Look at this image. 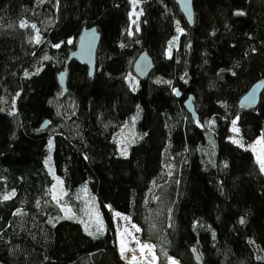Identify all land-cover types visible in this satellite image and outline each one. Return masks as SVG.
<instances>
[{
	"label": "trees",
	"instance_id": "trees-1",
	"mask_svg": "<svg viewBox=\"0 0 264 264\" xmlns=\"http://www.w3.org/2000/svg\"><path fill=\"white\" fill-rule=\"evenodd\" d=\"M192 9L187 27L173 0H0V264H125L113 212L154 264H264V175L229 129L264 147V88L255 108L237 105L264 81V0ZM89 26L100 35L91 77L65 63ZM141 51L153 68L137 80ZM189 94L196 120L182 106ZM135 111L123 156L115 135ZM81 188L99 228L70 197Z\"/></svg>",
	"mask_w": 264,
	"mask_h": 264
},
{
	"label": "water",
	"instance_id": "water-1",
	"mask_svg": "<svg viewBox=\"0 0 264 264\" xmlns=\"http://www.w3.org/2000/svg\"><path fill=\"white\" fill-rule=\"evenodd\" d=\"M181 15L183 22L187 27L193 24L192 0H173ZM100 41V35L95 26L82 27L77 36L74 48L67 55L66 65L75 62L87 70V75L91 77L95 68V53ZM189 45H187L188 47ZM153 68L152 59L146 51H141L132 63V73L137 80H144L151 73ZM58 86L62 90V95L66 93L64 70H61L57 76ZM264 88V81L258 80L253 83L248 90L238 99L237 105L243 110L253 109L258 104L259 96ZM176 98H180V92L177 89L172 91ZM193 98L189 94L182 101V106L191 120L197 119V113L194 110ZM48 121L44 120L39 125V130L47 127ZM193 260L199 263V257L196 252L192 251Z\"/></svg>",
	"mask_w": 264,
	"mask_h": 264
},
{
	"label": "rangeland",
	"instance_id": "rangeland-1",
	"mask_svg": "<svg viewBox=\"0 0 264 264\" xmlns=\"http://www.w3.org/2000/svg\"><path fill=\"white\" fill-rule=\"evenodd\" d=\"M132 15H136L135 8L132 6L131 8ZM138 119V111L132 113L126 124L120 127L115 135V142L118 146V150L121 155L126 154L125 147L127 144H130L134 139V129L133 125L135 121ZM230 139L235 144L239 145L240 147L249 150L255 162L258 165L260 172L264 175V171H261V162H264V147L261 141V136H257L252 140H244L238 133L235 125L233 123L230 125ZM129 142V143H128ZM124 151V152H123ZM60 182L57 181V186L54 185V192L56 198H63V193L59 189ZM56 186V187H55ZM71 199L78 200L81 207V214L85 218V224L87 226L93 227V229L99 228V220L97 219L96 212L93 209L92 205V197L87 193L84 188L79 189L78 191L70 194ZM63 212L65 215L73 216L72 212L68 205L63 207ZM114 222V230H115V243L116 249L120 255H123L128 250L132 248V245L129 244V239L136 238L134 236V232L137 230L136 226L133 225L128 218L120 213L113 212L112 214ZM125 259V255H123ZM169 262V261H168ZM139 263L138 261L132 262V264ZM144 263V262H142ZM148 264H154V262H147ZM126 264V263H125ZM168 264V263H167Z\"/></svg>",
	"mask_w": 264,
	"mask_h": 264
},
{
	"label": "built area",
	"instance_id": "built-area-1",
	"mask_svg": "<svg viewBox=\"0 0 264 264\" xmlns=\"http://www.w3.org/2000/svg\"><path fill=\"white\" fill-rule=\"evenodd\" d=\"M183 29L176 25L175 27V35L173 36L171 42L176 44V39L181 35ZM129 244L132 245V248L128 250L125 254V257L131 255L132 253L135 254V258L125 259L123 255H119V258L126 264H132V262L138 261L139 263L142 262H154L155 256L150 245L143 244L140 242L138 238H131L129 239ZM147 246V247H146Z\"/></svg>",
	"mask_w": 264,
	"mask_h": 264
},
{
	"label": "snow or ice",
	"instance_id": "snow-or-ice-1",
	"mask_svg": "<svg viewBox=\"0 0 264 264\" xmlns=\"http://www.w3.org/2000/svg\"><path fill=\"white\" fill-rule=\"evenodd\" d=\"M133 2L135 3V0H133ZM237 15H243V13H237ZM27 25L26 24H24L23 22L21 23V25H20V27H26ZM33 27H35V26H33ZM138 30V29H137ZM58 46V45H57ZM45 59H47V57H45ZM26 75H27V73H26ZM233 125H235V121H233ZM261 171H264V162H261ZM12 195H14V193L12 194ZM10 198V196H4L3 197V199H5V200H7V199H9ZM244 221L243 220H241V223H243ZM147 247V246H146Z\"/></svg>",
	"mask_w": 264,
	"mask_h": 264
},
{
	"label": "bare ground",
	"instance_id": "bare-ground-1",
	"mask_svg": "<svg viewBox=\"0 0 264 264\" xmlns=\"http://www.w3.org/2000/svg\"><path fill=\"white\" fill-rule=\"evenodd\" d=\"M129 258H135V254L132 253L131 255L127 256V259ZM168 264H179V263L170 259Z\"/></svg>",
	"mask_w": 264,
	"mask_h": 264
}]
</instances>
